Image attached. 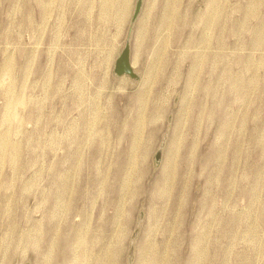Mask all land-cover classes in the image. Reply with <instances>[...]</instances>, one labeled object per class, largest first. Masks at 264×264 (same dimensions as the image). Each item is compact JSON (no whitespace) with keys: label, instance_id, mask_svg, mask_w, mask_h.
<instances>
[{"label":"rangeland","instance_id":"obj_1","mask_svg":"<svg viewBox=\"0 0 264 264\" xmlns=\"http://www.w3.org/2000/svg\"><path fill=\"white\" fill-rule=\"evenodd\" d=\"M137 1L0 0V264H264V0Z\"/></svg>","mask_w":264,"mask_h":264},{"label":"water","instance_id":"obj_2","mask_svg":"<svg viewBox=\"0 0 264 264\" xmlns=\"http://www.w3.org/2000/svg\"><path fill=\"white\" fill-rule=\"evenodd\" d=\"M143 0H138L136 3L134 15L132 18V22H135L138 15L140 14L141 8H142ZM114 74L118 77L121 76H128L133 80H138L139 76L134 71L131 63V44H130V38H127L125 47L118 57L115 67H114Z\"/></svg>","mask_w":264,"mask_h":264},{"label":"bare ground","instance_id":"obj_3","mask_svg":"<svg viewBox=\"0 0 264 264\" xmlns=\"http://www.w3.org/2000/svg\"><path fill=\"white\" fill-rule=\"evenodd\" d=\"M132 25V24H131ZM13 117V116H12Z\"/></svg>","mask_w":264,"mask_h":264}]
</instances>
